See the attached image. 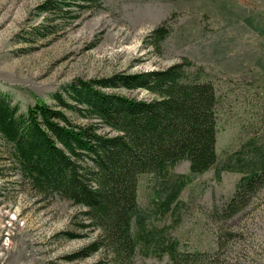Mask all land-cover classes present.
Masks as SVG:
<instances>
[{
  "label": "rangeland",
  "instance_id": "1",
  "mask_svg": "<svg viewBox=\"0 0 264 264\" xmlns=\"http://www.w3.org/2000/svg\"><path fill=\"white\" fill-rule=\"evenodd\" d=\"M45 1L0 0V92L21 112L37 103L56 107L53 96L66 97L75 81L163 69L184 58L203 66L216 86L218 161L202 174L183 161L164 181L141 179L132 229L151 243L135 263L172 264L162 248L175 243L181 253L200 252L202 264H264V184L243 209L225 212L238 189L264 171V0H99L92 9L73 7L78 18L55 21L39 12ZM164 21L170 33L156 47L150 36ZM7 156L0 136V264H117L105 249L72 260L99 235L83 228L85 208L44 200Z\"/></svg>",
  "mask_w": 264,
  "mask_h": 264
},
{
  "label": "trees",
  "instance_id": "2",
  "mask_svg": "<svg viewBox=\"0 0 264 264\" xmlns=\"http://www.w3.org/2000/svg\"><path fill=\"white\" fill-rule=\"evenodd\" d=\"M98 1L46 0L38 10L47 21L78 18L73 7L92 9ZM169 33L164 21L151 34L152 45L161 46ZM120 90L146 91L150 97ZM64 94L53 96L56 107L37 103L21 112L0 92L6 159L44 200L57 197L85 208L83 228L99 235L72 260L105 249L117 264H136L138 252L147 254L151 243L132 229L141 179L164 181L183 161L192 174H202L218 161L216 86L203 66L184 58L163 69L75 81ZM65 111L85 122L73 123ZM263 184L264 171L238 189L225 212L230 216L243 209ZM162 252L172 264L205 261L200 252H179L175 243Z\"/></svg>",
  "mask_w": 264,
  "mask_h": 264
}]
</instances>
